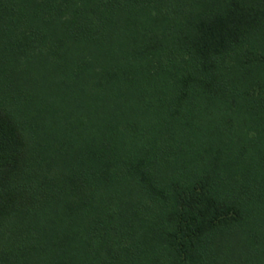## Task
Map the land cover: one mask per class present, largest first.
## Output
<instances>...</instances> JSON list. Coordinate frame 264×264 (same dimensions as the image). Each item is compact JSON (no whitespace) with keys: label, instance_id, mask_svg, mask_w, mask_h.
<instances>
[{"label":"trees","instance_id":"1","mask_svg":"<svg viewBox=\"0 0 264 264\" xmlns=\"http://www.w3.org/2000/svg\"><path fill=\"white\" fill-rule=\"evenodd\" d=\"M0 264H264V0H0Z\"/></svg>","mask_w":264,"mask_h":264}]
</instances>
